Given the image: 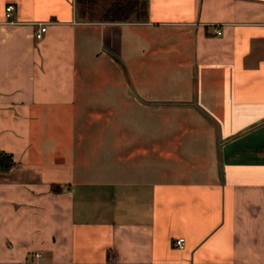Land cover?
<instances>
[{
  "label": "crops",
  "instance_id": "crops-1",
  "mask_svg": "<svg viewBox=\"0 0 264 264\" xmlns=\"http://www.w3.org/2000/svg\"><path fill=\"white\" fill-rule=\"evenodd\" d=\"M122 1L0 0V264H264V0Z\"/></svg>",
  "mask_w": 264,
  "mask_h": 264
},
{
  "label": "trees",
  "instance_id": "trees-1",
  "mask_svg": "<svg viewBox=\"0 0 264 264\" xmlns=\"http://www.w3.org/2000/svg\"><path fill=\"white\" fill-rule=\"evenodd\" d=\"M78 4H81V0H76ZM146 9V3L141 0H124L117 2L115 6L108 12L110 18L113 21H129L133 16L140 18L144 10ZM15 162L12 155L5 152H0V171L7 172L13 166Z\"/></svg>",
  "mask_w": 264,
  "mask_h": 264
},
{
  "label": "rangeland",
  "instance_id": "rangeland-1",
  "mask_svg": "<svg viewBox=\"0 0 264 264\" xmlns=\"http://www.w3.org/2000/svg\"><path fill=\"white\" fill-rule=\"evenodd\" d=\"M81 1H82L81 4H78V8H79L78 11L80 12V10L82 9L81 10L82 14H84L86 18H97L103 14L102 12L97 10L102 9L104 7L103 4L106 3L108 0H81ZM93 9L95 12L93 11Z\"/></svg>",
  "mask_w": 264,
  "mask_h": 264
},
{
  "label": "built area",
  "instance_id": "built-area-1",
  "mask_svg": "<svg viewBox=\"0 0 264 264\" xmlns=\"http://www.w3.org/2000/svg\"><path fill=\"white\" fill-rule=\"evenodd\" d=\"M13 10H14V6H13V5H8V6L6 7V12H7L6 16H7V18H9V17L11 16V12H12ZM46 30H47L46 25H45V24H42L41 27L36 31V34H35L36 38H37V39H40V38L43 36V34L46 32ZM216 33L219 35V34H221L222 32H221L220 29H217V30H216ZM184 242H185L184 238H178V239L175 241L174 245H175L176 247L182 249V248L184 247ZM40 256H41L40 253H36V254H35V257H36V258H39Z\"/></svg>",
  "mask_w": 264,
  "mask_h": 264
}]
</instances>
